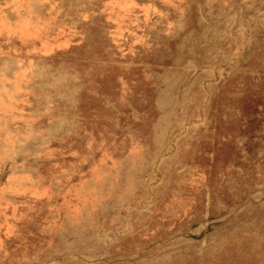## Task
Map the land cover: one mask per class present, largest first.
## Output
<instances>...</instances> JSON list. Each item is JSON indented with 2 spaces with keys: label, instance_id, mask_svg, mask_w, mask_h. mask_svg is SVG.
Segmentation results:
<instances>
[{
  "label": "rangeland",
  "instance_id": "rangeland-1",
  "mask_svg": "<svg viewBox=\"0 0 264 264\" xmlns=\"http://www.w3.org/2000/svg\"><path fill=\"white\" fill-rule=\"evenodd\" d=\"M0 264H264V0H0Z\"/></svg>",
  "mask_w": 264,
  "mask_h": 264
}]
</instances>
